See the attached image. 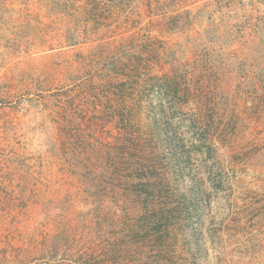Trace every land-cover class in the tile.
Segmentation results:
<instances>
[{
  "label": "rangeland",
  "instance_id": "1",
  "mask_svg": "<svg viewBox=\"0 0 264 264\" xmlns=\"http://www.w3.org/2000/svg\"><path fill=\"white\" fill-rule=\"evenodd\" d=\"M0 264H264V0H0Z\"/></svg>",
  "mask_w": 264,
  "mask_h": 264
},
{
  "label": "trees",
  "instance_id": "2",
  "mask_svg": "<svg viewBox=\"0 0 264 264\" xmlns=\"http://www.w3.org/2000/svg\"><path fill=\"white\" fill-rule=\"evenodd\" d=\"M143 177L145 178V176H143ZM144 200L146 201V198H145V197H144ZM149 204H150V207H154V206H156V202L153 201V200H152ZM152 213H153V212H151V216H150L151 219H153V218H152V216H153V217H155V221L160 220V217H159L156 213H155V214H156L155 216H154Z\"/></svg>",
  "mask_w": 264,
  "mask_h": 264
},
{
  "label": "built area",
  "instance_id": "3",
  "mask_svg": "<svg viewBox=\"0 0 264 264\" xmlns=\"http://www.w3.org/2000/svg\"><path fill=\"white\" fill-rule=\"evenodd\" d=\"M243 1H247V0H243Z\"/></svg>",
  "mask_w": 264,
  "mask_h": 264
}]
</instances>
